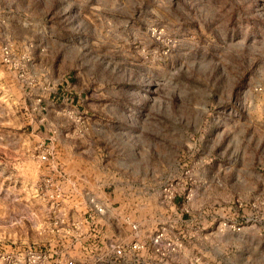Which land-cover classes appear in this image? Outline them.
<instances>
[{
  "label": "rangeland",
  "instance_id": "374dc122",
  "mask_svg": "<svg viewBox=\"0 0 264 264\" xmlns=\"http://www.w3.org/2000/svg\"><path fill=\"white\" fill-rule=\"evenodd\" d=\"M3 43L26 63L22 80L0 65V264L30 246L96 264L85 241L135 240L133 264H264V0H0ZM36 133L91 171L54 210ZM90 199L111 234L80 233Z\"/></svg>",
  "mask_w": 264,
  "mask_h": 264
},
{
  "label": "built area",
  "instance_id": "2783aa9c",
  "mask_svg": "<svg viewBox=\"0 0 264 264\" xmlns=\"http://www.w3.org/2000/svg\"><path fill=\"white\" fill-rule=\"evenodd\" d=\"M26 60L23 58L18 59L11 48L10 44L3 43L0 44V65L4 68L11 70L15 73L16 77L19 80L24 78V66ZM39 102V100H38ZM39 107L35 105L34 108ZM41 110L40 108H36ZM37 159L42 164L44 168L43 173H41L37 180L36 191L38 192L40 198L47 204L50 205V208L53 210L57 208L60 203L66 201L72 192V189L75 188V184L68 182L66 173L64 169L58 163L54 161V157L52 156L51 151L48 148H42L37 154ZM187 173V172H186ZM175 186L176 184L172 181H168L165 183L162 188V194L164 197L168 199H173L175 195ZM261 202L258 200H254L252 203V207H256L260 205ZM89 212L85 213L87 223H91L92 220L102 219L105 213L103 212V208L95 203L93 199L89 200ZM60 216L54 217V227L56 232L58 231L60 224ZM122 223L127 227V229L131 232L136 233L138 230L137 224L131 219L130 216H124L122 218ZM73 228L78 230L77 226H73ZM164 239L163 232L158 231L153 239L151 240L152 247L155 252H160V243ZM107 252L111 260H122L126 254H134L143 249V245L135 240L130 242L125 246L115 245L113 243L104 244ZM53 248L47 249L43 247L30 246L21 249L20 257L21 264H46L48 256L52 255ZM65 264H78L73 260H68Z\"/></svg>",
  "mask_w": 264,
  "mask_h": 264
},
{
  "label": "crops",
  "instance_id": "0c3cea01",
  "mask_svg": "<svg viewBox=\"0 0 264 264\" xmlns=\"http://www.w3.org/2000/svg\"><path fill=\"white\" fill-rule=\"evenodd\" d=\"M10 75L13 77V75L11 73H10ZM47 140H48V137H45L42 134L36 133L35 136L33 137L31 149L32 148L38 149V148L48 147L49 151H51L55 155L56 161L63 167V169H64V171L66 173L68 182L74 183L76 186H79L80 187V186H83L81 184V182L84 181L83 183L85 184V186L86 185H89L90 186V184H88V183H89V179H90L89 178L90 177L89 173L91 171L88 172V170L86 169L87 167H85V169L72 168L69 165L68 160L65 158L66 157L65 151L62 150L61 148H59V149L56 148V146L55 147L52 146L53 145V142L52 141H49L50 142V145H48L47 144ZM40 150L41 149H39L38 151H40ZM36 167H37L36 168V172L39 175L41 173H43L44 168H40L39 165H37ZM93 171H94V173H99L100 172V169L95 168V169H93ZM126 174L127 175H131L132 177L138 176L142 180V187H145L146 184H145L144 180L146 178L147 172L140 173V172H134V171L127 170ZM123 175H125V174H123ZM139 195H142V193L140 194V192H139ZM78 218L80 219V221L82 219V226H83L81 228L80 233H86L87 234V231L89 230V228H88L89 226H88V224H86L87 223L86 216L85 215L82 216L81 213H78ZM99 222L101 223V225H100L101 227L104 226V228L102 227L104 229V231H105V229H106V231H108V234H111V231H113V229H115L112 226V223H113L112 217H109L108 218L107 216L106 217L103 216V218L100 219ZM108 226L110 228H108ZM85 242H84L85 247L83 249L86 252H92V251H104V252H107V249H106V247H105L104 244H96V245L89 246L88 244H85ZM108 256H110V255H108ZM96 264H133V261L131 262V261H128L127 259L126 260L125 259H122V261H120V260L116 261V260H111L110 257H109V258H106L104 260H100V261L96 262ZM141 264H149V263L142 261Z\"/></svg>",
  "mask_w": 264,
  "mask_h": 264
}]
</instances>
